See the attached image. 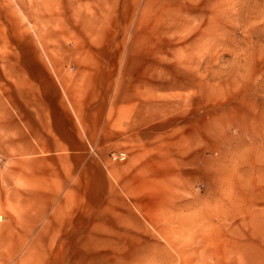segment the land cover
<instances>
[{
    "label": "rangeland",
    "instance_id": "rangeland-1",
    "mask_svg": "<svg viewBox=\"0 0 264 264\" xmlns=\"http://www.w3.org/2000/svg\"><path fill=\"white\" fill-rule=\"evenodd\" d=\"M0 264H264V0H0Z\"/></svg>",
    "mask_w": 264,
    "mask_h": 264
},
{
    "label": "crops",
    "instance_id": "crops-1",
    "mask_svg": "<svg viewBox=\"0 0 264 264\" xmlns=\"http://www.w3.org/2000/svg\"><path fill=\"white\" fill-rule=\"evenodd\" d=\"M62 113L64 117L63 122L62 121L60 122L56 118L52 117L51 132L54 138L49 141L51 145L48 148H52V149L67 148L73 150L81 149L83 145V140L78 138V134L72 130L70 117L63 111ZM86 120L83 123L86 125L88 130L87 135L90 138H94L95 136L100 135L101 139L99 138L100 139L98 140L99 142L97 141L98 144L99 143L104 144L108 141L110 143H114L118 139L119 133L116 131L97 132L96 127L94 129H90L89 131L88 127L90 123H88V119Z\"/></svg>",
    "mask_w": 264,
    "mask_h": 264
},
{
    "label": "built area",
    "instance_id": "built-area-1",
    "mask_svg": "<svg viewBox=\"0 0 264 264\" xmlns=\"http://www.w3.org/2000/svg\"><path fill=\"white\" fill-rule=\"evenodd\" d=\"M112 159L113 160H124L125 159V154L124 153H118L117 155L112 154Z\"/></svg>",
    "mask_w": 264,
    "mask_h": 264
}]
</instances>
